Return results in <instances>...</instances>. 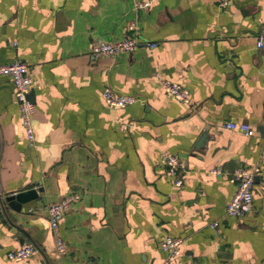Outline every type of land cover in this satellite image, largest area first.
<instances>
[{"label": "crops", "instance_id": "0c3cea01", "mask_svg": "<svg viewBox=\"0 0 264 264\" xmlns=\"http://www.w3.org/2000/svg\"><path fill=\"white\" fill-rule=\"evenodd\" d=\"M144 1L0 0V64L28 65L35 104L30 147L0 76V264H264V0H154L136 11ZM131 23L135 51L92 56ZM155 75L185 87L187 102ZM106 85L139 101L109 107ZM161 151L186 169L180 188ZM239 167L254 170L253 206L234 218L223 213ZM70 192L81 198L60 221V254L46 207ZM166 235L182 239L171 262L158 247ZM26 241L38 255L7 259Z\"/></svg>", "mask_w": 264, "mask_h": 264}, {"label": "built area", "instance_id": "2783aa9c", "mask_svg": "<svg viewBox=\"0 0 264 264\" xmlns=\"http://www.w3.org/2000/svg\"><path fill=\"white\" fill-rule=\"evenodd\" d=\"M153 2L154 0H146L144 2L136 3L134 8L136 11H142L148 9L153 4ZM222 4L223 6H226L227 2H223ZM134 25V23H131L127 26L126 35L119 41L95 43L91 48L92 56L113 57L122 52L132 53L135 51L139 43ZM146 45L148 47H155L157 44L146 43ZM256 47L264 48L263 37H259L257 39ZM0 76L8 77L13 83V93L19 105L21 125L27 143L30 147L34 146L32 118L35 112V104L29 98V88L32 84L29 67L24 61L20 60H15L7 64H0ZM155 76L158 83L165 89V91H167L175 99L182 102H187L188 90L185 87L159 75ZM101 93L105 104L109 107L123 108L139 101L138 96L119 94L111 89L108 85L102 88ZM133 126V122L126 121L121 123L120 129L127 132L130 131ZM222 127L230 130L240 131L246 136H252L254 134L253 129L245 122L228 121L222 124ZM158 163L163 168L165 173L172 178L173 186L180 188L183 185L187 171L180 163L178 157L167 151H161L159 153ZM212 173L221 174L223 171L220 169H213ZM230 175L235 183V191L231 199L228 201L223 215L241 218L252 210L254 170L239 167L233 170ZM80 198V194L76 192H70L62 197L59 201L50 203L46 207L49 227L54 239V246L57 252L60 254H65L67 252L66 243L62 239L59 232L60 221L70 206L73 203L79 201ZM210 227L215 228L216 221L211 222ZM181 241V237L166 235L158 242L159 249L166 254L167 262L175 260L180 255ZM39 252L40 250L35 244L26 241L17 249L8 251L6 253V257L9 260L19 262L28 260L38 255Z\"/></svg>", "mask_w": 264, "mask_h": 264}, {"label": "water", "instance_id": "95a60500", "mask_svg": "<svg viewBox=\"0 0 264 264\" xmlns=\"http://www.w3.org/2000/svg\"><path fill=\"white\" fill-rule=\"evenodd\" d=\"M29 98H30V100L33 101L32 93H29ZM32 193H33V191H31V190L30 191H24L22 193H18L16 196H10V197H8L7 200H9V201H13L15 199H17V200H24L28 195H31Z\"/></svg>", "mask_w": 264, "mask_h": 264}]
</instances>
